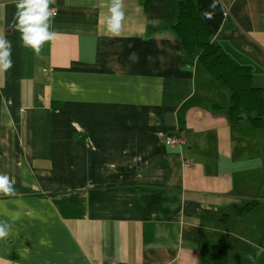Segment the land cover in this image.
Returning a JSON list of instances; mask_svg holds the SVG:
<instances>
[{
    "label": "crops",
    "instance_id": "0c3cea01",
    "mask_svg": "<svg viewBox=\"0 0 264 264\" xmlns=\"http://www.w3.org/2000/svg\"><path fill=\"white\" fill-rule=\"evenodd\" d=\"M181 0H55L37 54L0 0V264H264V128L231 124L229 92L171 30ZM212 41L264 90V0H220ZM183 133L184 148L165 138ZM190 157L193 164L183 165ZM251 206L249 209L246 206ZM246 208V209H245Z\"/></svg>",
    "mask_w": 264,
    "mask_h": 264
},
{
    "label": "trees",
    "instance_id": "16d2710c",
    "mask_svg": "<svg viewBox=\"0 0 264 264\" xmlns=\"http://www.w3.org/2000/svg\"><path fill=\"white\" fill-rule=\"evenodd\" d=\"M224 10L220 0H181L171 30L180 40L184 54L197 55L199 62L229 92L226 108L229 122L235 125L248 120L254 128L261 129L264 128V90L254 84L252 66L237 62L212 41L225 22ZM206 14L213 18L207 19ZM209 261L228 264L224 240L213 246Z\"/></svg>",
    "mask_w": 264,
    "mask_h": 264
},
{
    "label": "clouds",
    "instance_id": "9594fccd",
    "mask_svg": "<svg viewBox=\"0 0 264 264\" xmlns=\"http://www.w3.org/2000/svg\"><path fill=\"white\" fill-rule=\"evenodd\" d=\"M55 0H17L16 28L21 33V40L24 47L33 49L40 53L42 45L54 39L55 33L50 31L51 18L55 10L50 4ZM110 15L107 18V28L114 34H119L121 22L125 17L124 0H110ZM207 19H212L211 14H206ZM11 42L3 35H0V69L4 71L12 67ZM14 180L9 176L0 174V194L13 195L15 193ZM9 226L0 224V240L9 235Z\"/></svg>",
    "mask_w": 264,
    "mask_h": 264
},
{
    "label": "built area",
    "instance_id": "2783aa9c",
    "mask_svg": "<svg viewBox=\"0 0 264 264\" xmlns=\"http://www.w3.org/2000/svg\"><path fill=\"white\" fill-rule=\"evenodd\" d=\"M50 8L55 10V15H56L57 9H56L55 3L50 4ZM227 14H228L227 11L224 10L225 17L227 16ZM165 143L168 146L180 148L181 152H182V149L184 148V146L186 144V138H185L183 133H177L176 135H171V136L166 137ZM192 164H193L192 158H190V157H184L183 158V165L185 167H190Z\"/></svg>",
    "mask_w": 264,
    "mask_h": 264
}]
</instances>
